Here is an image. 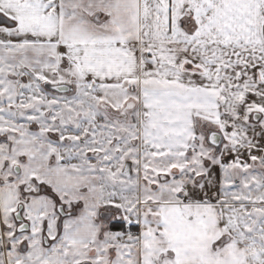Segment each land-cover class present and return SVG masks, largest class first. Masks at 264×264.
I'll list each match as a JSON object with an SVG mask.
<instances>
[{"label": "snow or ice", "instance_id": "obj_1", "mask_svg": "<svg viewBox=\"0 0 264 264\" xmlns=\"http://www.w3.org/2000/svg\"><path fill=\"white\" fill-rule=\"evenodd\" d=\"M0 264H264V0H0Z\"/></svg>", "mask_w": 264, "mask_h": 264}]
</instances>
